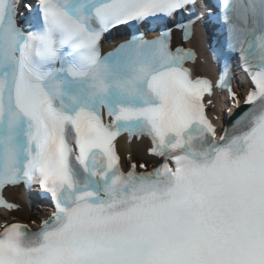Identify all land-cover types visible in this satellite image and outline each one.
<instances>
[{
    "label": "snow or ice",
    "instance_id": "snow-or-ice-1",
    "mask_svg": "<svg viewBox=\"0 0 264 264\" xmlns=\"http://www.w3.org/2000/svg\"><path fill=\"white\" fill-rule=\"evenodd\" d=\"M196 3L0 0V207H19L2 192L23 183L55 209L35 231L0 224V264H264V0L219 2L251 87L241 107L221 72L238 111L218 138L213 83L184 67L195 54L171 49V29L139 31L198 20ZM193 23L176 24L185 39ZM121 27L131 38L102 54ZM123 133L150 139L154 166L124 170Z\"/></svg>",
    "mask_w": 264,
    "mask_h": 264
},
{
    "label": "bare ground",
    "instance_id": "bare-ground-1",
    "mask_svg": "<svg viewBox=\"0 0 264 264\" xmlns=\"http://www.w3.org/2000/svg\"><path fill=\"white\" fill-rule=\"evenodd\" d=\"M123 37H125V36L116 37L115 40L121 39ZM112 44L104 42L103 47L108 48ZM187 44L196 45V41L193 38L192 40L188 41ZM199 52H200V54H202V47H199ZM200 57H201V55H200ZM194 67H195V73L196 74H201V73L207 72V67L205 65H202L201 59H198L196 61ZM201 70L203 72H201ZM243 83H246V85L248 84L247 81L244 79V77L238 73L237 87H238L239 92H241L243 90L242 89ZM150 145H151L150 141L145 139V138H141L139 140L134 139L131 142H128L125 136H121L118 139V148H119L122 155H124L126 152H130L132 156H135L138 154L148 161H150L152 159V157L150 155H148L146 152L147 148H149ZM16 189H17L16 187H8L5 189V193H6L7 197H9L10 199H16L20 203V201H21L20 198L15 196ZM40 208L42 209V212H44V208L43 207H40ZM19 209L22 211V213L24 214V216L26 218V216L29 214L26 210V205L21 203L19 206ZM2 212H3V210L0 209V213H2Z\"/></svg>",
    "mask_w": 264,
    "mask_h": 264
}]
</instances>
